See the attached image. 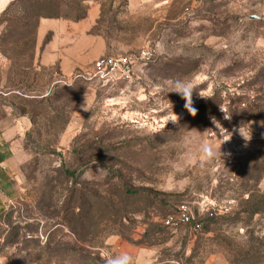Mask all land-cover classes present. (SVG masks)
I'll return each instance as SVG.
<instances>
[{
	"label": "rangeland",
	"instance_id": "obj_1",
	"mask_svg": "<svg viewBox=\"0 0 264 264\" xmlns=\"http://www.w3.org/2000/svg\"><path fill=\"white\" fill-rule=\"evenodd\" d=\"M56 1L0 0L11 158L0 264H104L105 251L142 264H264V0ZM92 3L105 55L153 50L131 78L99 80L91 64L69 76L40 57L44 15L79 20ZM197 76L208 98L193 94V117L167 85ZM199 140H229V155L201 168L187 160ZM181 204L200 227L164 224Z\"/></svg>",
	"mask_w": 264,
	"mask_h": 264
},
{
	"label": "crops",
	"instance_id": "obj_2",
	"mask_svg": "<svg viewBox=\"0 0 264 264\" xmlns=\"http://www.w3.org/2000/svg\"><path fill=\"white\" fill-rule=\"evenodd\" d=\"M151 0H128L132 7L141 6ZM101 9L92 3L87 14L79 20L65 18H42L38 23V39L41 42L40 57L55 60L65 75H71L79 68H86L93 60L108 52L106 39L92 31L99 22ZM10 131L0 121V216L6 207L5 196L10 186V164L8 141Z\"/></svg>",
	"mask_w": 264,
	"mask_h": 264
},
{
	"label": "clouds",
	"instance_id": "obj_3",
	"mask_svg": "<svg viewBox=\"0 0 264 264\" xmlns=\"http://www.w3.org/2000/svg\"><path fill=\"white\" fill-rule=\"evenodd\" d=\"M203 79L204 78L199 76L192 79H175L170 80L167 85L171 90L170 92L177 93L181 96V98L185 101L184 108L193 117H195L198 113V110L194 107L193 94L197 93L201 98H208L196 91L197 87ZM221 111L224 113L225 119H231V114H228L225 109L221 108ZM165 120L167 123L171 121L172 123L176 124L179 121V117L176 113L173 112L171 115L165 117ZM213 123L216 124L217 121L213 119ZM235 131L245 141L246 146L247 142L251 140V136L249 134V131L245 128V124L242 123L238 127V129H235ZM229 133H231L232 136V132L224 129L223 132H220V135L226 136ZM229 140H225L223 141V143ZM222 144L219 147H215L207 140H199L196 143L195 151L187 153V160L192 163H198L201 168L212 165L217 159L221 157L225 158L226 155H229L228 153H223L221 151ZM102 257L104 259V264H142L143 259L139 254L133 256L127 252L113 254L108 251L103 252Z\"/></svg>",
	"mask_w": 264,
	"mask_h": 264
},
{
	"label": "built area",
	"instance_id": "obj_4",
	"mask_svg": "<svg viewBox=\"0 0 264 264\" xmlns=\"http://www.w3.org/2000/svg\"><path fill=\"white\" fill-rule=\"evenodd\" d=\"M153 55V50L148 47L141 49L136 56L107 54L91 64L90 75L99 80L114 78L129 79L134 74L137 63L139 61L151 60ZM77 76L79 77L81 74ZM190 222L194 223V226L200 227V224L194 221V216L186 204L178 206L175 213L164 219V224L167 226H177Z\"/></svg>",
	"mask_w": 264,
	"mask_h": 264
},
{
	"label": "trees",
	"instance_id": "obj_5",
	"mask_svg": "<svg viewBox=\"0 0 264 264\" xmlns=\"http://www.w3.org/2000/svg\"><path fill=\"white\" fill-rule=\"evenodd\" d=\"M45 1V5L46 7H52L53 3L57 2L56 0H44ZM47 17H59V15H53V16H48V15H44V18H47ZM2 215V214H1Z\"/></svg>",
	"mask_w": 264,
	"mask_h": 264
}]
</instances>
